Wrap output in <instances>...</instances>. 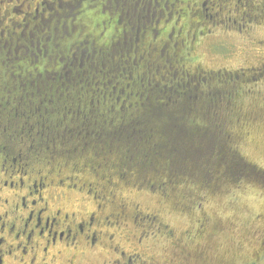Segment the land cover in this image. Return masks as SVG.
I'll use <instances>...</instances> for the list:
<instances>
[{"label":"flooded vegetation","instance_id":"flooded-vegetation-1","mask_svg":"<svg viewBox=\"0 0 264 264\" xmlns=\"http://www.w3.org/2000/svg\"><path fill=\"white\" fill-rule=\"evenodd\" d=\"M182 1L184 0H0V53L6 55L12 51L11 54L16 57L20 48L27 53L29 46H33L35 41L39 51L42 41L46 42L50 38L42 36H49L51 30H55L56 45L64 43L69 32L74 35L68 36L74 38L75 46L71 47L72 50H65L64 55L61 54L73 63L90 58H108L114 54L113 49L118 50V57L117 54L113 57L126 58L127 61L128 57H132L130 54L134 48L143 52L159 51L162 54L164 50L154 48L152 43L166 34L167 38L161 39L162 47L175 57L176 50L180 51L181 46L176 39L180 38L184 29L178 27L183 10L177 8V5H181ZM208 2L216 6V3L210 0ZM140 4L162 7L167 11L170 7L172 11L167 17L163 10L160 11L159 20L150 25L151 29L144 26V23L142 30V16L138 11L142 7ZM203 4L206 5L205 1ZM196 12L192 11L191 16L199 14ZM96 13L102 15L99 17L103 26V30L97 33L90 31L94 28V23L98 22L94 19ZM158 21L159 25H163L161 33L158 31ZM168 24L173 26L170 30L167 29ZM127 42L131 43V47H125ZM132 67L140 70L135 63ZM169 67L175 68L171 64ZM57 76L58 80L62 79V76ZM46 77L48 79L49 75H36V79L34 76L11 77L6 84L16 85ZM115 91L112 88V93L108 96H113ZM59 93V97L67 95L70 98L65 103H59L58 99V104L52 108L44 106L26 110L27 105L20 103L27 99L25 95L28 93L10 95L0 89V264H154L153 258L146 256L147 249L142 246L145 238H141V233H134L137 229L132 222L138 216H128V207L116 195L111 194L115 189L106 191L103 184V179L106 183H113L109 182L107 175L115 166H110L113 164L109 165L101 157L98 126L107 125L106 121L112 123L116 120L117 117L101 115L102 112L111 115L117 108L122 111L116 106L118 99L105 100L97 115L96 103H89L88 107L80 102L75 103L87 93L76 89H65ZM36 97L38 96L33 94L32 102L29 103H33ZM11 101H16L13 106L18 104L19 109L23 106L26 110L24 119L20 121L28 127V130H24L28 145L33 143L25 149L28 154L18 151L15 156L11 155L6 139L4 140L6 132L12 129L7 123H10L12 117L18 118L20 115L15 113L10 104L5 105V102ZM36 102L42 104L38 99ZM6 107L12 110L11 114H5ZM59 134L66 138L68 144L80 142L87 145L84 149L70 150L71 153L65 158L68 162L73 161L70 165L62 163L53 165L55 168L38 169V164L47 166L54 163H51L53 158L49 156L53 154L47 150L44 152L36 141L48 143L50 137ZM90 139L98 142L89 146L92 141ZM14 142L10 141V148L16 145ZM21 143L26 144L23 139ZM47 156L50 160L44 163L43 161L48 160ZM66 168L70 172L73 169L76 172H72L70 178H61L60 170ZM112 178H116L114 180L119 183L122 181L116 173ZM70 191L74 192L71 198L66 194ZM134 209L138 211L137 206Z\"/></svg>","mask_w":264,"mask_h":264},{"label":"rangeland","instance_id":"rangeland-1","mask_svg":"<svg viewBox=\"0 0 264 264\" xmlns=\"http://www.w3.org/2000/svg\"><path fill=\"white\" fill-rule=\"evenodd\" d=\"M204 1L206 5L203 4ZM208 1L184 0L181 5H177V8L183 10L178 27L184 29L179 35L180 38H175L181 45L179 46L180 51L176 50L177 55L175 57L171 56L162 47L163 42L161 39L167 38L168 34L161 35L163 38L153 41L152 45L156 49H163L164 52L155 55L156 53L138 51L134 48V51L130 54L132 57H128L129 67L134 66V63L137 67H140V70H143L145 65L150 68L160 67L149 69L151 74L147 75L152 76L153 74L160 77L161 72L167 75L165 69H168L171 64L180 72L182 82L187 81L193 84L202 81V86L206 85L208 89L211 87L210 94L213 97L222 96L224 145H228V149L233 154H236L244 163L249 164L264 175V12L260 17L252 20L247 19V17L243 18L244 11H249L251 16L253 13L257 14L258 9L261 10L263 6H260L262 0H221L216 6L209 4ZM197 5H199L198 8ZM140 6L142 7L138 8V11L142 16L140 23L142 30H144V23V26L151 29L150 25L159 20L158 13L160 11L163 10L166 13L164 14L165 17L172 11L170 7L167 11L162 7H150L148 4H140ZM192 7L194 9L192 11H197L196 14L199 13L194 16H201V20L191 16ZM99 16L102 15L96 13L94 19L99 24H97L98 22L94 23L93 29L88 27L90 31L97 33V31L103 30ZM241 18L242 22L240 21ZM239 22L243 23L245 27L241 26L239 28ZM159 23L158 21L157 26L158 31L160 30L159 33H161L163 25H159ZM171 27H173L171 24L167 25L168 30ZM83 31L85 32V30ZM51 32V34H48L49 36H42L45 38L50 37L47 40L48 42L42 41L40 46L42 52L37 50L36 41L33 46H29V50L35 52V58L32 56L33 54L30 56L29 51L25 53L33 61L32 64L30 63L31 68L45 62L53 73L57 65H62L61 61L57 62L60 54L64 55L65 50H72L75 46L73 45L74 38H71L74 35L71 32L68 34L71 36L67 35L65 42L59 45L54 42L56 31L51 30ZM148 43L151 44V42ZM132 44L135 46L133 42ZM152 45L148 48L149 50ZM125 47H131V43L127 42ZM53 50H55L54 54L52 53ZM113 51V55L116 56L118 50L113 49ZM11 52H7L6 55L0 53L2 55L0 56V82L2 83L0 89L3 90V93H10V95L16 93L17 90L15 85L13 87V85L6 84V82H9L7 81L9 78L6 76L12 70H7L9 65L12 66V61L8 64L10 60H7V58L12 57ZM22 52L24 50L20 48L17 53L22 54ZM113 55L108 57L110 64L119 62L122 59L117 58L118 54L117 57H113ZM42 58L45 61L42 62ZM20 59L25 62L23 57L18 60ZM89 60H92V58ZM99 62H101V70L109 64L102 60ZM88 68L89 64L87 63L85 69L82 70ZM13 70L15 71V69ZM89 70L90 73L94 72L93 65ZM50 75V80L47 78L38 79L40 87H45L44 90L46 91L35 90L32 94L25 95L27 99H23L20 104H26V110H35V107H31L29 103L33 94L42 99L47 97V93H51L52 89L48 87L53 82L52 80L59 76ZM175 77V80H172L180 83L177 75ZM65 78L66 83L75 82L76 80H67V75H65ZM162 82L163 84H169L167 80ZM208 84L210 85L207 86ZM52 92L54 96L58 97L61 94L59 89L52 90ZM14 102L16 101L5 102V105L10 104L13 108ZM106 106L109 107L108 104ZM112 106L115 107L113 104ZM26 110L23 107L18 118L12 117L10 119V123L7 124H10L12 129L6 132L5 136L3 135L9 152L13 156L18 151L26 152L25 149L33 144L30 145L29 143L28 145L27 135L24 132V130H28V127L20 121L24 119ZM5 111V114H11L12 112L7 107ZM12 115L14 114L12 113ZM107 117L112 118L110 114ZM110 129L109 126H104V134ZM99 132L101 133L102 130L99 129ZM109 133L107 132L105 135L108 136ZM108 137L110 138L101 139L100 142L90 139L92 141H88V143L90 142L88 145L91 146L98 142L101 149L104 147L105 151L113 150L109 148H113L117 141L113 136ZM22 139L26 144L22 145ZM10 141H15L16 144L12 148L9 145ZM36 142L40 143L44 152H46L45 149L47 151L51 149L48 148L47 142ZM86 145L80 142H73L72 145L68 144V146L66 144L54 145L52 147L53 152H50L53 155L49 154L53 158L51 163L54 164H47V166L38 164L37 168L45 170L62 163L70 165L73 161L68 162L65 159L68 153H71L70 150L73 148L84 149ZM26 153L28 154V152ZM47 158L48 160L43 161L44 163L49 162L50 158L48 156ZM72 159L75 160L76 158ZM108 162L114 163L115 161L113 159V161L108 160ZM159 168L158 172L153 171V174L156 173L154 178L155 176L165 175V170L162 167ZM72 172L75 173L76 170L73 169ZM72 172L67 168L60 170L61 178H70ZM110 173L107 177L109 182L113 181V183H106L103 179L105 189L106 191L115 189L111 194L116 195L128 207L126 214L131 218L138 216L132 222L137 229L134 233H141V238H145L142 246L147 249L146 256L147 258H153L154 264H264V185L256 179L248 181L243 179L234 183V185H229L227 182L222 183L215 190L213 188V191L207 189L201 191L193 182H189L190 184L181 182L176 185L171 184V187L177 188L172 191L167 189V186L156 185L162 183L160 180L157 181L156 178V180L153 178V180L139 181L124 177L125 179L122 180L118 173L124 175V172L117 166L111 169ZM114 173L122 180L121 183L115 181L116 178H112ZM66 194H69L71 198L74 192L70 191ZM136 206L138 211L134 209ZM129 226L132 227L130 222ZM147 262H150V260H147Z\"/></svg>","mask_w":264,"mask_h":264},{"label":"trees","instance_id":"trees-1","mask_svg":"<svg viewBox=\"0 0 264 264\" xmlns=\"http://www.w3.org/2000/svg\"><path fill=\"white\" fill-rule=\"evenodd\" d=\"M210 1L218 5L217 1ZM260 6H262L261 10L258 9V13H253L252 16L249 11H244L243 18L247 17V19L252 20L260 17L264 12L262 11L264 0L261 1ZM196 18L201 20V16ZM240 21L242 22V18ZM241 22H239V28L243 24ZM28 51L30 56L33 54L32 56L36 57L34 51ZM39 51L42 52L43 50L39 49ZM54 52L55 50L52 51L53 54ZM156 55H160L159 51ZM20 57H23L25 62L21 59L18 60ZM11 58L10 61L8 60V64L12 61V66L9 65L7 70H12L7 76L5 75L6 77L34 76L35 78L36 75H60L62 79L52 80L53 82L51 81L52 83L48 88L53 91L59 89L61 92H64L65 89H76L87 93L78 101H75L76 99L74 101L87 107L89 103H96L97 115L100 113V107L103 106L105 100L114 99L116 101L115 99H118L116 106H119L122 111L117 108L111 113V117H117L116 120L112 123L106 121L107 125L101 124L98 127L102 130L101 133L99 132V140L113 136L117 141L113 148H109L113 150L105 151L103 147L100 148V151L101 157L106 161H113L114 159L115 162L109 163V165L113 164L110 166H117L122 169L124 175L118 173L122 180L125 178L141 181L153 180L156 174H153V171L158 172L159 167H162L165 170V175L155 176L157 181L162 182L156 185L167 186L166 188L172 191L177 188L171 187V184L176 185L181 182L186 184L193 182L201 191L206 189L213 191V188L215 190L222 183L227 182L229 185H234L243 179L246 181L256 179L264 185V175L249 164L244 163L240 157L228 149V145H224L222 96L213 97L210 94L212 88L208 89L206 85L202 86V81L193 84L187 81L182 82L177 68L165 69L167 75L161 72L160 77L153 74L147 76L151 74L149 69L160 67L150 68L145 65L143 70L130 68L126 58L112 64L109 63L108 58L100 57L69 63L71 62L69 58L60 54L57 62L62 60V65H57L56 70L52 73V70H49L47 64L43 62L45 61L43 58V63L41 62L42 64L33 66V68L30 65L33 62L32 59L30 58V61L24 52L17 54L16 57L12 55ZM101 60L109 63L105 64L106 67L102 70L100 68L101 62H99ZM87 63L89 68L93 65V73H90L89 68L82 70L85 69ZM32 71L36 72L32 73ZM65 75L69 81L76 79L75 82L66 83ZM176 75L180 83L174 81ZM163 80H167L169 84H163ZM15 87L17 88L16 93L20 95L23 93L32 94L35 90L46 91L44 90L45 87H40L39 81L18 83ZM112 88L116 90L113 95L114 98L108 96L111 95ZM52 93H47V97L42 99L36 97L30 106L52 108L58 104V99L60 100L59 103L62 101L65 103L66 99L68 101L70 98L67 95L54 96ZM36 99L42 101V104L39 105ZM22 108L19 109L18 104L13 106L17 114H20ZM107 115L102 112L101 116L107 117ZM104 126L111 128L110 131H107L110 132L108 136L105 135L107 132L104 134ZM45 128L44 125L43 129ZM43 135L45 137V134ZM46 144H48V148H51L48 150L50 153L53 152L52 147L54 145H67L68 143L66 138L59 134L50 137Z\"/></svg>","mask_w":264,"mask_h":264}]
</instances>
